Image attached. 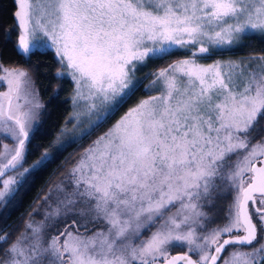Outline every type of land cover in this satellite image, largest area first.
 <instances>
[{
  "label": "snow or ice",
  "instance_id": "1",
  "mask_svg": "<svg viewBox=\"0 0 264 264\" xmlns=\"http://www.w3.org/2000/svg\"><path fill=\"white\" fill-rule=\"evenodd\" d=\"M18 4L14 50L29 60L55 49L75 84L68 122L88 120L58 152L116 115L142 83L138 66L177 51L187 58L148 73L145 91L160 94L138 100L71 158L41 220L29 213L16 235L0 233V264H264V54L197 62L246 36L264 38V0ZM0 71L8 85L0 135L14 142L0 151L2 212L55 156L23 166L44 105L27 70L0 63ZM172 247L187 251L170 255Z\"/></svg>",
  "mask_w": 264,
  "mask_h": 264
},
{
  "label": "trees",
  "instance_id": "2",
  "mask_svg": "<svg viewBox=\"0 0 264 264\" xmlns=\"http://www.w3.org/2000/svg\"><path fill=\"white\" fill-rule=\"evenodd\" d=\"M16 8L17 0H0V51L3 53L2 56H0V63H3L5 68H20L27 70L34 82L37 94L40 97V103L44 105V108L40 111L38 120L34 122L33 130L30 132V142L27 143L28 155L26 161L35 158L43 148L49 149L50 153L55 156V159L45 170L39 172L34 178L30 179V183L25 185L26 191L25 189H21L16 200L13 201L14 207L10 204L8 209L0 212V233L11 232L13 235H16L17 231L23 228V222L27 220L33 205L41 197L43 192L46 191L47 187H49L62 167L71 163V158L75 157L71 152L76 145L81 146L89 137V135L85 136L84 139L70 144L62 152L50 148L51 138L60 126L68 121H66V118L70 109L69 94L71 91V82L69 78L64 75L57 78L56 73L59 62L52 49H48L47 51L41 49L40 51L33 52L29 60H26L22 55L16 53L13 48V43L18 39V30L16 29L18 22L15 17ZM8 29L13 30L11 32V40L5 46L3 43V35L5 30ZM184 54L183 52L177 51L162 60H148L145 68L150 70L149 73H151L154 68L163 66L178 57H182ZM219 54H228L230 56L264 54V38H261L259 35L246 36L242 47L235 48L227 53H215L202 60L212 59ZM1 73L4 74L0 71V74ZM149 76L150 75H145L143 78L139 79L142 83L128 102L124 104L116 114L132 105L137 98L150 93L146 92L144 88ZM4 87V82L0 83V91L3 90ZM57 92L58 94L54 95V93ZM112 118L99 128H96L93 132L106 126ZM258 242L259 240L257 243ZM242 249L246 248H241V250ZM229 250L230 249H226L223 255L226 256ZM174 251L186 252L187 248L172 247L169 249V253ZM193 258L195 259L196 257L193 256Z\"/></svg>",
  "mask_w": 264,
  "mask_h": 264
},
{
  "label": "rangeland",
  "instance_id": "3",
  "mask_svg": "<svg viewBox=\"0 0 264 264\" xmlns=\"http://www.w3.org/2000/svg\"><path fill=\"white\" fill-rule=\"evenodd\" d=\"M19 10V4H18V0H17V8H16V12ZM15 12V13H16ZM17 20V18H16ZM18 22V21H17ZM51 49V48H50ZM54 55H55V49H52ZM224 52H229V51H224ZM217 53H222V52H217ZM56 56V55H55ZM249 56H255V54H251V55H237V56H230L228 54H225V55H217L215 56L214 58L212 59H209V60H202V59H198V63L200 64H204V65H207V64H211L213 63L214 61H240L242 58H247ZM57 57V56H56ZM184 58H187V55L184 54L182 55V57H178L170 62H168L167 64L163 65V66H160V67H156L154 68L151 72H155L157 71L159 68H163V67H167L168 64L176 61V60H179V59H184ZM58 59V58H57ZM150 70H147L145 68V66L141 67V66H138L137 67V70L135 71V74H134V79H140V78H143L145 75H147L149 73ZM57 72H64V76L68 77L70 82H71V91H70V94H69V101H70V109H69V114L66 118V121L70 119V117L73 115L74 111H76V109L74 108L73 106V103H72V94H73V89L75 87V84H74V81L72 80L71 76L68 75L66 72H65V69H64V66H62L60 63H59V67L57 69ZM1 77L4 76V74H0ZM149 79L146 81V84L144 85V88H146V86H148L150 84V82L152 81L153 77L152 76H149L148 77ZM4 84H5V87L3 90L0 91V93H6L8 92V85H7V81H3ZM160 93L158 91H152L150 92L149 94L145 95V96H142V97H139L137 98V100L130 106H128L127 108H125L123 111L119 112L118 114H116L108 123L106 126H104L103 128H100L98 130H96L95 132H92L91 135H89V137L87 138V140H85L81 146H77L74 148V150L71 152L73 153L74 156H76L78 153H80L82 151V149L86 146H88L90 144V142L92 140H94L98 135H100L102 132H104L105 130H107L109 127H111L112 124L115 123L116 120H118L120 118L121 115H123L130 107L134 106L138 100L140 99H146L149 95H159ZM19 103H23V100L19 101ZM91 119H95V116L91 117ZM65 121V122H66ZM66 122L64 123L63 125L60 126V128L55 132V134L53 135V137L51 138L50 140V148H53V149H57L55 147V144L56 143H62L68 139H70L71 137H75V136H78L81 129L85 128L88 126V120L87 119H84L82 120L80 123H79V126H77V122L75 120H72L71 122ZM62 130H64L62 132ZM0 151H4V149H1ZM49 152L50 153V150L47 149V148H43L41 149V152L33 159H29V161H26L24 163V167H29L35 160H37L42 153L44 152ZM71 167V163L65 165L62 167V169L59 171V173L54 177V179L52 180V183L49 185V187H51L53 184H56V183H59L61 181V179L63 178V174L67 171V169H69ZM18 171H23L22 168L18 169ZM13 172H10L9 174H7V176H5L4 179H7L9 176H13L15 175V173ZM49 187H47L46 191L43 192V194L41 195V197L36 201V203L33 205L30 213H34L33 215V219L36 220V221H39L41 220L43 217H42V213L43 211L46 209L47 205L44 204V197L48 194V189ZM40 205L41 207L39 208L38 211H35L37 210V206ZM28 220V218H27ZM260 242V241H259ZM258 242V243H259ZM250 250L249 248H246V249H242V251H248ZM229 254V253H228ZM227 254V255H228ZM226 255V256H227Z\"/></svg>",
  "mask_w": 264,
  "mask_h": 264
},
{
  "label": "flooded vegetation",
  "instance_id": "4",
  "mask_svg": "<svg viewBox=\"0 0 264 264\" xmlns=\"http://www.w3.org/2000/svg\"><path fill=\"white\" fill-rule=\"evenodd\" d=\"M35 88V87H34ZM35 93H36V97H37V100L39 101V103H40V97L38 96V94H37V91H36V88H35ZM33 127H34V124H33ZM32 130H33V128H32ZM32 130H30V132L32 131ZM0 150L1 149H4V147H3V145H5V144H7V145H9V147H11L12 145H13V140L11 139V138H5L4 136H2V135H0ZM9 172H11V171H9ZM9 172H7V174H9ZM7 174L5 175V176H7ZM12 175H13V173H12ZM5 176H4V178H5ZM250 211H251V205H250ZM254 222H255V217H254Z\"/></svg>",
  "mask_w": 264,
  "mask_h": 264
},
{
  "label": "water",
  "instance_id": "5",
  "mask_svg": "<svg viewBox=\"0 0 264 264\" xmlns=\"http://www.w3.org/2000/svg\"><path fill=\"white\" fill-rule=\"evenodd\" d=\"M183 253L184 251H174V252H171L170 255H178V254H183Z\"/></svg>",
  "mask_w": 264,
  "mask_h": 264
}]
</instances>
